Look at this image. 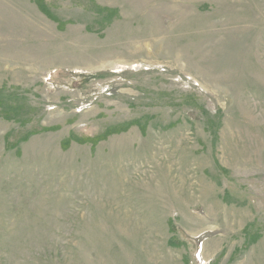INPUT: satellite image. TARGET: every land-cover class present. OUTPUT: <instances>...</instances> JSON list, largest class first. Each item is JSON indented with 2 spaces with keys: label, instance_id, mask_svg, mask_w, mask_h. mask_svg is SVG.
<instances>
[{
  "label": "rangeland",
  "instance_id": "1",
  "mask_svg": "<svg viewBox=\"0 0 264 264\" xmlns=\"http://www.w3.org/2000/svg\"><path fill=\"white\" fill-rule=\"evenodd\" d=\"M0 264H264V0H0Z\"/></svg>",
  "mask_w": 264,
  "mask_h": 264
}]
</instances>
